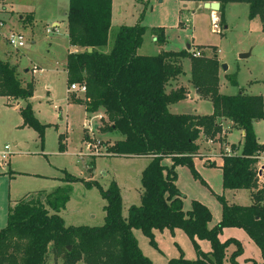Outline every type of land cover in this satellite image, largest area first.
Returning <instances> with one entry per match:
<instances>
[{
	"label": "trees",
	"instance_id": "1",
	"mask_svg": "<svg viewBox=\"0 0 264 264\" xmlns=\"http://www.w3.org/2000/svg\"><path fill=\"white\" fill-rule=\"evenodd\" d=\"M180 1H219L221 21L227 4L247 3L249 18H260L264 31V0ZM112 4V0H70L66 15L69 42L80 50L67 54L65 68L70 86L86 85L83 98L73 95L72 101L83 104L89 113L104 109L107 124L101 132L119 131L123 135L108 148V154L150 158L141 176V203L132 205L124 217L122 196L115 181L103 189L96 181L87 182L66 173L64 185L52 192L28 193L10 207L7 225L0 228V264H47L51 247L63 264H153L140 249L134 229L141 230L156 247L155 230L185 232L197 257L190 260L181 254L169 264H224L230 246L235 250L229 259L238 264L241 243L234 238L224 242L219 238L226 227L244 229L264 259V186L260 188L257 176L258 154L264 145L254 132V123L264 120L263 96L249 95L242 89L235 95L222 94L221 62L216 53L211 57H195L187 50L139 54L147 31L141 23L120 26L112 48L106 51ZM164 37L158 41L165 42ZM89 48L93 51L89 52ZM187 57L191 58V83L200 96L212 102V114H175L169 110V105L187 97L185 87L167 91L169 83L184 74L179 60ZM230 80L237 85L236 79ZM33 93V81H24L16 66L0 59V96L26 100L20 109L23 125L34 128L43 138L45 125L36 118L29 102ZM225 122L230 123L228 130L243 131L244 144L240 154L222 156L224 187L250 190L253 203L244 206L218 196L222 218L210 227L212 213L205 204L193 200L191 208L184 210L183 195L176 184L177 167L187 166L196 173L194 157L199 154L201 138H219L227 130ZM59 142L64 151L63 135ZM166 158L171 159L170 166L163 163ZM78 181L100 188L106 200L103 225L66 226L60 211L70 199L72 184ZM198 240H207L211 250L204 252ZM251 264L257 262L251 260Z\"/></svg>",
	"mask_w": 264,
	"mask_h": 264
},
{
	"label": "rangeland",
	"instance_id": "2",
	"mask_svg": "<svg viewBox=\"0 0 264 264\" xmlns=\"http://www.w3.org/2000/svg\"><path fill=\"white\" fill-rule=\"evenodd\" d=\"M112 2V24L106 51L112 48L120 26L141 23L147 31L139 54L187 50L193 56L197 54L195 57H211L216 53L221 65L228 66L226 71L219 70L222 94L235 95L242 89L246 94L264 98V31L260 18H249V4H227L221 21L220 11L197 9V2L189 3L187 8L182 7L179 0ZM69 6L70 0H0L1 57L16 66L24 81H33L34 93L29 102L36 118L45 125L41 138L37 130L23 125L19 107L25 106L27 101L20 99V105L14 106L8 104L6 97L0 96V228L7 225L9 209L16 201L28 193L54 191L66 183V173L87 182L96 181L103 189L115 181L120 188L126 214L132 205L141 203V176L148 159L109 155L108 148L123 135L119 131L101 132L107 122L68 98L70 85L65 63L71 51L66 16ZM213 18L216 19L217 30ZM55 22L59 25L54 28ZM48 28L52 29L51 33L47 32ZM13 31L25 36L23 48L9 45L7 37ZM161 36H165L163 43L158 41ZM247 53L250 54L248 57H241ZM179 62L184 74L175 79L177 81L172 80L167 91L185 87L187 99L191 93L200 96L191 83V58H182ZM231 78L237 80V85L232 84ZM73 95L83 98L77 90L70 93V97ZM199 106L201 114L212 112L213 105L209 99L202 100ZM176 107L177 103L171 104L169 110L175 112ZM228 129L215 140L205 136L201 138L199 154L203 157L194 158L196 173L187 166L177 167V185L185 196L184 210L191 208L193 200L205 204L212 213L211 227L222 218L218 196L242 205L250 204L252 198L250 190L224 187L222 156L240 154L244 144L241 130L229 132ZM254 132L258 142L264 141V120L254 123ZM60 135H63L64 151L60 150ZM5 145L11 147L7 159L2 157ZM163 163L170 166L171 160L166 158ZM72 187L70 199L60 212L66 226L103 225L106 200L100 188L95 184L89 187L83 181L73 183ZM134 236L143 254L153 264H169L171 259L179 258L181 254L188 259L196 258L193 243L182 230H156L154 239L157 247L150 244L149 238L139 229L134 230ZM219 236L222 241L233 237L241 243L242 254L237 258L238 264H246L249 258L257 264H264L259 246L245 230L226 227ZM201 246L203 250L210 249L207 241H202ZM234 250L235 247L230 246L224 264H232L229 255ZM59 261L63 264V259L56 258L51 247L47 264H60Z\"/></svg>",
	"mask_w": 264,
	"mask_h": 264
},
{
	"label": "crops",
	"instance_id": "3",
	"mask_svg": "<svg viewBox=\"0 0 264 264\" xmlns=\"http://www.w3.org/2000/svg\"><path fill=\"white\" fill-rule=\"evenodd\" d=\"M113 1V0H112ZM180 1V0H179ZM181 2V1H180ZM189 4V3H188ZM188 4H184L183 2H181V5H182V7H185V8H187L188 7ZM203 4L204 3H198V5H195L196 6V8L197 9H200V10H206V11H208V12H210L208 9H205L204 7H203ZM112 12H113V4H112ZM66 15H67V13H66ZM211 15V14H210ZM214 15V14H213ZM212 16V15H211ZM59 24H58V22H55L54 23V28L55 27H57ZM205 46V45H204ZM80 49L79 48H77V47H74V46H71V51L70 52H76V51H79ZM69 52V53H70ZM138 53H139V51H138ZM1 55H2V52L0 51V59H2V60H4V61H7V58H2L1 57ZM66 64V63H65ZM65 71H66V69H65ZM66 75H67V71H66ZM221 76V75H220ZM175 81H177V80H175ZM172 82V81H171ZM175 89H177V88H174V90ZM170 91H171V89H170ZM72 91H68V98H72V97H70V93H71ZM84 96V95H83ZM7 98V100H8V104H10V105H14V106H19L20 105V99H14V98H8V97H6ZM72 100V99H71ZM202 100H207V99H201L200 98V96L196 93H191L190 95H189V99H187V98H185L184 100H182V101H180V102H178L177 104H178V107H176L177 109H176V111L175 112H172V113H175V114H180V113H183V111L186 109V108H189V107H191L192 108V114H195V115H208V114H201L200 113V106H199V103L202 101ZM83 105V104H82ZM84 106V105H83ZM170 106L171 105H169V108H170ZM22 107H24V106H20L19 107V110L22 108ZM85 107V106H84ZM55 108H57V106H55ZM86 109V108H85ZM212 112H213V106H212ZM212 112L211 113H209V114H212ZM96 113H99V114H97L96 115ZM93 114H95L94 116L95 117H97L98 119L100 118V119H104V121H107V117H106V115H105V112H104V109H100V112L98 111V112H95V113H93ZM91 117V119L93 118V116H90ZM225 125H227L226 127L228 128V126L230 125V123H228V122H225ZM88 129V128H87ZM235 128H232V129H230L229 130V132H231V131H233ZM242 134H243V131H242ZM117 140H119V139H117ZM117 140H114V141H117ZM201 141V140H200ZM259 142L260 143H264V141H260L259 140ZM5 147V146H4ZM10 149H11V147H10ZM209 154H207V157L206 158H208V161L210 162V157L208 156ZM198 156H200V154H198ZM197 157V156H196ZM200 157H203L202 155L200 156ZM147 159H148V162H147V165H148V163L150 162V158H148V157H146ZM195 158V157H194ZM170 159V158H169ZM171 160V159H170ZM224 162V161H223ZM223 162H222V165H221V169H222V166H223ZM171 163H172V161H171ZM146 165V166H147ZM146 168V167H145ZM222 173H223V170H222ZM176 184H177V182H176ZM178 186V185H177ZM179 188V187H178ZM179 190H180V188H179ZM181 191V190H180ZM141 193H142V186H141V188H140V190H139V194H140V197H141ZM181 193H182V191H181ZM182 195H183V193H182ZM185 198V196L183 195V199ZM228 200V199H227ZM230 203H232L230 200H228ZM253 203V201H252V198H251V203L250 204H247V205H244V206H248V205H251ZM234 204H238V203H234ZM239 205H242V204H239ZM61 212V211H60ZM123 216L124 217H127L128 216V213L126 214L125 212H124V207H123ZM211 223V222H210ZM74 226H79V225H74ZM209 226H210V224H209ZM211 227V226H210ZM233 228H237V227H233ZM242 229V228H241ZM135 230V229H134ZM134 230H133V233H134ZM176 230V229H175ZM174 230V231H175ZM180 230V229H179ZM244 230V229H243ZM156 231V230H155ZM155 231H154V235H155ZM173 231V232H174ZM248 234V233H247ZM250 237V236H249ZM219 238H220V236H219ZM230 238H233V237H230ZM251 238V237H250ZM234 239H236V238H234ZM202 241H207V240H198V243H199V245H200V247H201V249H202V246H201V242ZM222 241V240H221ZM208 242V241H207ZM222 242H224V241H222ZM209 243V242H208ZM210 244V243H209ZM203 250V249H202ZM211 250V245H210V249L209 250H203L204 252H209ZM229 251V250H228ZM196 257H197V254H196ZM188 259V258H187ZM196 259V258H195ZM190 260H194V259H190ZM251 260H253V259H247L246 260V264H251ZM59 263H60V261H59ZM60 264H62V263H60ZM78 264V263H77Z\"/></svg>",
	"mask_w": 264,
	"mask_h": 264
},
{
	"label": "built area",
	"instance_id": "4",
	"mask_svg": "<svg viewBox=\"0 0 264 264\" xmlns=\"http://www.w3.org/2000/svg\"><path fill=\"white\" fill-rule=\"evenodd\" d=\"M213 20H214V27L216 29V28H218V25L216 23V19L213 18ZM47 32L51 33L52 29L48 28ZM7 41H8L10 46H12L16 49H21L26 44L25 36L21 32H18V31L10 32V34L7 37ZM194 55L197 56V54H194ZM69 90L72 92L77 90L78 92H80L84 95L86 93V85L85 84H72L70 86ZM88 129H90V128H88ZM9 151H10V146L5 145L4 151L2 154L3 159H7ZM257 167H258V169H257L258 183H259L260 188H261L264 186V150H261L258 154Z\"/></svg>",
	"mask_w": 264,
	"mask_h": 264
},
{
	"label": "water",
	"instance_id": "5",
	"mask_svg": "<svg viewBox=\"0 0 264 264\" xmlns=\"http://www.w3.org/2000/svg\"><path fill=\"white\" fill-rule=\"evenodd\" d=\"M203 7L205 9L218 12V11H220L221 3L219 1L204 2ZM188 47H189L188 49H190V45ZM88 50H89V52L93 51L92 48H89ZM249 55L250 54H248V53L247 54H242L241 57H248ZM221 68H222L223 71H226L228 69V66L226 64H223V65H221ZM183 113L184 114H191L192 113V108L191 107L186 108L183 111ZM70 249H71V247H70Z\"/></svg>",
	"mask_w": 264,
	"mask_h": 264
}]
</instances>
